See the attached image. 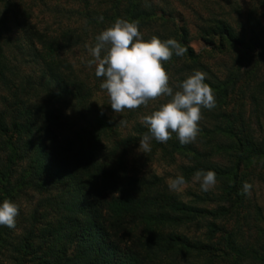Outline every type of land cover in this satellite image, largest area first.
<instances>
[{
  "label": "trees",
  "instance_id": "obj_1",
  "mask_svg": "<svg viewBox=\"0 0 264 264\" xmlns=\"http://www.w3.org/2000/svg\"><path fill=\"white\" fill-rule=\"evenodd\" d=\"M38 1L57 19L54 35L36 29L29 20L27 8L18 2L0 0V148L7 154L6 164L0 167L1 193L4 196L10 193L8 184L13 162L25 158H29L31 164L28 175L31 181L65 180L69 190L57 196L56 217L43 227L51 229L50 237L54 241L45 245L46 256L29 254L28 261L33 264L216 262L218 247L197 238L189 240L177 229L187 222L206 219V235H210L219 229L214 219L234 207L232 189L237 181L238 164H215L209 157L219 153V146H209L210 149L196 146L206 144L201 141L205 135L221 132L230 135V128L211 114L215 121L208 127L200 123L202 120L199 122L195 142L182 145L172 133L171 140L159 144L168 157L179 155L189 161L179 166L183 172L213 170L216 178L226 180L227 189L222 199L218 196L213 209L205 207L211 201L207 193L202 196L192 193L190 200H179L155 174L132 172L125 156L127 141H110L115 129L112 120L90 104V87L73 73L69 63L58 57L59 50L65 47L62 41L70 44L72 40L77 41L74 29L60 27L63 17L78 19L83 33L96 41V36L118 17L138 20L139 28L148 27L154 20L153 5L145 0H96L103 3L100 8L89 0H70L77 5L68 8L58 0L51 6H47L45 0ZM165 21L168 20L162 19L161 23ZM9 22L18 29L20 39L7 37L6 32L11 31ZM210 22L200 26L201 32L210 31L230 43L245 45L244 38L237 37L221 18H211ZM146 33L162 40L178 36L177 41L187 49L184 55L198 66L196 55L184 41L183 30L174 27V30ZM7 45L17 49L20 55L15 57L11 50L6 54ZM31 65L39 67L36 78L24 69ZM222 89L224 86L219 88V95ZM225 201L229 203L227 206L222 204ZM236 237L240 236L229 232L223 248L238 252L239 259L232 260L231 264H248L254 254L253 245L247 242L240 245ZM208 250L211 253L207 256L204 252ZM17 251L22 252L23 248ZM22 254L27 255L25 251Z\"/></svg>",
  "mask_w": 264,
  "mask_h": 264
},
{
  "label": "rangeland",
  "instance_id": "obj_2",
  "mask_svg": "<svg viewBox=\"0 0 264 264\" xmlns=\"http://www.w3.org/2000/svg\"><path fill=\"white\" fill-rule=\"evenodd\" d=\"M14 1L27 8L29 20L36 29L54 35V31L57 30L54 29L57 27V19L50 11L45 10L38 0ZM45 1L48 3L47 6L55 3V0ZM58 1L68 8L77 5L70 0ZM89 1L93 6L98 5L100 8L103 6L102 2ZM145 1L154 7V20L149 22L150 28H139L143 38L147 40L151 37L146 33L150 30H174V27H177L185 32L184 41L198 61L197 66L185 55L181 57L173 55L170 61L164 62L163 66L170 77L169 86L173 87L174 91L178 90L179 82L194 71L206 73L205 83L212 88L215 100L219 103L212 110L202 108V121L199 122L208 127L215 121L211 114H215V118L231 130L230 135L223 132L208 137L205 135L201 141L206 144L196 146L199 148L219 146L221 148L219 153L210 155L211 162L220 166L238 164L235 170L237 181L232 189V200L235 204L230 212L214 219L219 229L206 235V219H203L187 222L177 231L188 236L189 240L197 238L201 240L200 242L218 247L219 251L214 250L217 259H214L216 262L213 264H231L232 260L237 262L240 257L238 252L223 248L228 233L235 232L236 236H240L235 238L237 243L242 245L243 242H247L253 245L254 254L251 255L248 264H264V0ZM169 15L172 18L169 19L167 17ZM211 18H221L227 22L237 37L244 38L245 45L230 43L210 31L201 32L200 26L211 24ZM162 19L168 21L162 24ZM61 22V28L68 26L74 29L77 41L72 40L70 44L61 38L59 42H64L65 47L59 50L58 57L69 63L73 73L90 87V104L97 106L112 120L115 129L110 141L113 139L127 141L125 156L132 172L141 175L155 174L161 178L170 194L179 200H190L193 198L192 193L200 196L207 193L211 201L206 203L205 207L213 209L218 196L222 199V194L227 189L224 178H216L214 188L207 192L202 191L200 184L192 179L194 173H185L179 169L180 165L189 163L186 158L179 155L168 157L162 152L160 142L155 139L150 141V151L143 153L139 149V141L148 132L147 127L141 123L142 117L151 114L160 103L170 98L160 97L158 100H149L147 106L142 105L135 110L113 112L106 91L100 88L104 78L95 75V66H88V61L92 57L86 45L94 46L96 41H93L85 31L83 33L78 25L79 20L75 17H63ZM9 26L11 31L6 32L7 37L20 39L18 29L10 22ZM174 39L177 40L178 36ZM10 45L12 46V43ZM11 46L4 47L6 54L11 50L10 53H14L15 57L19 56V51L12 49ZM35 47L38 48L37 45ZM38 68L31 65L25 66L24 69L36 78L39 74ZM227 80L229 81L226 85ZM221 86H224V90L222 89L223 93L219 95L218 90ZM6 160V151L0 148V167L6 164ZM28 161L29 158H25L13 162L8 184L11 185V190L5 196L1 193L3 182L0 180V203L4 199H9L19 206L16 227L10 229L0 226L2 237L0 264H33V261H28L29 254L46 256L43 253L45 245L54 241L50 237L51 229L43 227L56 217L54 203L58 202L57 196H63L69 190L65 180L58 182L54 178H42L31 181L28 177L31 173V164ZM179 175L185 178L186 184L180 190H170L168 187L170 180ZM245 181L252 185L250 194H242ZM226 202L222 204L227 206L229 203ZM197 203L200 204L199 201ZM19 248L20 250L23 248V251H17ZM24 251L26 256L22 254ZM204 253L208 256L211 251ZM190 258L189 255L188 259Z\"/></svg>",
  "mask_w": 264,
  "mask_h": 264
},
{
  "label": "clouds",
  "instance_id": "obj_3",
  "mask_svg": "<svg viewBox=\"0 0 264 264\" xmlns=\"http://www.w3.org/2000/svg\"><path fill=\"white\" fill-rule=\"evenodd\" d=\"M95 39L94 46L86 45L92 57L88 66H95V75L104 78L100 88L106 91L113 112L135 110L160 97L170 98L160 103L151 114L142 117L141 123L148 132L139 141L140 151H150L152 139L166 143L172 138V133L182 145L195 142L202 108L212 110L216 106L214 92L205 83L206 73L194 71L180 81L178 90L174 91L169 86L170 77L163 66L173 55L183 56L187 49L174 38L161 40L152 35L145 40L138 20L119 17ZM192 179L205 192L214 188L217 182L213 170H197ZM185 184V178L179 175L170 180L168 187L176 191ZM251 188L252 185L245 181L242 194H250ZM18 214L19 206L4 199L0 203V226L15 228Z\"/></svg>",
  "mask_w": 264,
  "mask_h": 264
}]
</instances>
